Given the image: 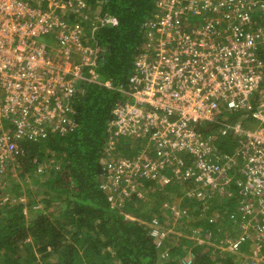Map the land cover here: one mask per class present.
I'll return each instance as SVG.
<instances>
[{
	"label": "built area",
	"instance_id": "2783aa9c",
	"mask_svg": "<svg viewBox=\"0 0 264 264\" xmlns=\"http://www.w3.org/2000/svg\"><path fill=\"white\" fill-rule=\"evenodd\" d=\"M156 6L160 13L143 26L147 45L133 63L127 90L118 88L123 98L108 123L111 148L124 139L129 150L103 166L100 189L109 201L123 203L140 196L146 181H191L197 191L208 188L207 195L236 184L243 189L236 208L242 234L221 248L236 253L255 240L254 261L263 259L264 225L257 216L264 217V35L252 29L251 14L264 13V1L160 0ZM87 11L86 0H0V188L4 177L15 176L24 142L76 127L79 81L97 80L98 56L85 27L65 15L74 20L81 13L87 20ZM220 111L240 121L203 135L197 127ZM246 117L258 129L242 126ZM229 139L237 146L220 155ZM169 233L151 222L157 249Z\"/></svg>",
	"mask_w": 264,
	"mask_h": 264
},
{
	"label": "trees",
	"instance_id": "16d2710c",
	"mask_svg": "<svg viewBox=\"0 0 264 264\" xmlns=\"http://www.w3.org/2000/svg\"><path fill=\"white\" fill-rule=\"evenodd\" d=\"M159 1L86 0L87 20L95 17L91 24L65 15L69 22L85 27L84 38L98 56L97 80L79 81L73 131L23 143V155L14 168L19 183L0 188V264H183L190 255V264H252L249 257L241 256L249 252L252 241L241 244L236 253L216 247H223L224 236L217 231L228 225L227 216L234 215L244 201L243 189L236 184L207 195L208 188L197 191L191 181L164 186L146 181L140 196L133 194L120 205L100 189L106 155L115 159L129 150L125 141L111 148L108 123L123 98L118 88L127 90L133 63L147 45L143 26L160 13ZM251 22L252 29L264 35L261 11L251 14ZM235 116L220 111L212 123L197 129L203 135L215 134L221 125L240 121ZM258 125L243 118L246 129ZM226 141L230 139L218 148L220 155L230 153L223 147ZM192 189L195 193L188 195ZM153 220L182 237L172 242L167 238L157 249L150 235ZM189 235L215 242L198 244L186 238Z\"/></svg>",
	"mask_w": 264,
	"mask_h": 264
},
{
	"label": "rangeland",
	"instance_id": "374dc122",
	"mask_svg": "<svg viewBox=\"0 0 264 264\" xmlns=\"http://www.w3.org/2000/svg\"><path fill=\"white\" fill-rule=\"evenodd\" d=\"M91 14V13H90ZM262 14H264V13H262ZM72 15L74 16V14L72 13ZM80 15H82L81 13H79V16L77 17V19H82V17L80 16ZM157 16V15H156ZM156 16L154 17V18H156ZM99 22V21H98ZM233 122H234V120H232ZM121 141H124V139H122ZM115 145H116V143H115ZM223 147H224V149L225 150H227L228 152H232L233 151V147H234V145L233 144H230V143H228V142H225V144L223 145ZM127 148L129 149V147L127 146ZM112 149H116V147L115 146H112ZM136 153H138V149L136 150ZM135 153V151H133L132 152V154H136ZM129 156H130V154H128ZM111 158H112V156H107L106 155V160H111ZM4 185H2V186H5V187H9V184L10 183H19V178H18V176L17 175H15V176H6V177H4ZM7 198L6 197H4V199H3V201H5ZM25 199V198H24ZM121 203H119V205H120ZM2 205V203H1V201H0V206ZM177 208V207H176ZM176 211H177V209H175L174 210V213L176 214ZM128 217L130 216V215H127ZM257 219L260 221V223L262 224V225H264V217L263 216H257ZM228 222V228H229V232H227L226 234H225V239L226 240H230L231 239V237H232V235H228V233H231V234H233L234 236H235V234L237 233V222L235 223V222H232V221H227ZM174 225H176V223H174ZM224 227V226H223ZM222 229H224V228H221L220 229V231L222 230ZM167 230H169V241L170 242H172V241H176V237H182V235H181V233L179 232V236H178V233H176L177 231L175 230V229H167ZM220 231H217V232H220ZM220 233H222V231L220 232ZM220 233H218L217 235L219 236V234ZM186 238H188V239H190V240H194V241H197L198 242V244H208V245H213L214 243L213 242H215V241H213V239H212V241L211 242H209L208 240L206 241V240H202L200 237H195L194 235H189V236H186ZM219 238V237H218ZM225 239L223 238H221V243H222V245L223 246H225L226 244L224 243L225 242ZM219 242H220V239H219ZM217 248H219L220 250H221V252H227L226 250H223V248H221V247H218V246H216ZM189 259H191V255H190V258ZM188 259V260H189ZM183 264H188V262L187 261H184L183 262Z\"/></svg>",
	"mask_w": 264,
	"mask_h": 264
},
{
	"label": "crops",
	"instance_id": "0c3cea01",
	"mask_svg": "<svg viewBox=\"0 0 264 264\" xmlns=\"http://www.w3.org/2000/svg\"><path fill=\"white\" fill-rule=\"evenodd\" d=\"M235 209H236V208H235ZM236 211L238 212L237 214L234 212V216H231V215H230V216H227L228 219H227V218H226V219L229 220V221H232V222H235V221H236V222H237V227H238V226L240 225V218H241L242 215H241V213H240L237 209H236ZM239 216H240V217H239ZM232 218H234L235 220H232ZM236 222H235V223H236ZM260 224H261V223H260ZM261 225H262V224H261ZM227 226H228V225H227ZM227 226L224 227V229L221 230L224 236H225V234H226L227 232H229V228H228ZM221 231H220V232H221ZM220 232H218V233H220ZM241 234H242V231H241V230L239 231L238 228H237V233L235 234V236H234L233 234H231V233H228V235H232V237H231L232 240L238 239L239 236H240ZM224 236H223V238L225 239ZM223 238H222V239H223ZM254 238H255V237H254ZM254 238H253V239H254ZM231 239H230V240H231ZM225 241H228V240L225 239ZM254 242H255V240H253V242H251V243L254 244ZM253 244H251L252 247L254 246ZM252 247H251V248L249 247L250 249H249V252H247V254H244V252H242V253H241V256H242V257L245 256V257H247V258L249 257L248 259L251 260V263H252V264H264V247H263V249H262V252H263V259H262V258L256 259L257 261H254V257H253V251L255 250V246H254V248H252ZM248 259H247V260H248ZM250 260H249V261H250Z\"/></svg>",
	"mask_w": 264,
	"mask_h": 264
},
{
	"label": "clouds",
	"instance_id": "9594fccd",
	"mask_svg": "<svg viewBox=\"0 0 264 264\" xmlns=\"http://www.w3.org/2000/svg\"><path fill=\"white\" fill-rule=\"evenodd\" d=\"M165 241H166V240H165ZM165 241H164V242H165ZM165 251H166V249H165ZM166 254H167V253H166Z\"/></svg>",
	"mask_w": 264,
	"mask_h": 264
}]
</instances>
